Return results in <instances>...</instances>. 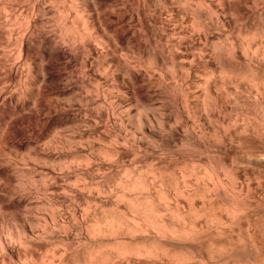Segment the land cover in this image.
Here are the masks:
<instances>
[{
    "label": "bare ground",
    "instance_id": "obj_1",
    "mask_svg": "<svg viewBox=\"0 0 264 264\" xmlns=\"http://www.w3.org/2000/svg\"><path fill=\"white\" fill-rule=\"evenodd\" d=\"M241 1L264 14V0H0V264L153 259L133 243L169 234L158 184L231 202L233 61L264 72L262 28L228 29ZM249 80L264 102V77Z\"/></svg>",
    "mask_w": 264,
    "mask_h": 264
},
{
    "label": "rangeland",
    "instance_id": "obj_2",
    "mask_svg": "<svg viewBox=\"0 0 264 264\" xmlns=\"http://www.w3.org/2000/svg\"><path fill=\"white\" fill-rule=\"evenodd\" d=\"M235 6H234L235 9L232 11L234 16L232 17L231 15L228 16V19H229L228 29L234 28V30L239 31L241 28L240 33L243 34V36L241 35L242 37H244L245 34H248L247 32L249 30L247 29H250L253 31L254 29L259 28V32L262 33V31H264V14H262V17L259 18L258 15L253 14L254 10L253 8L251 9L252 5L249 7L243 1L239 2L238 4H235ZM50 27L53 28V24L49 25V28ZM53 29L55 33L56 31L55 25ZM252 31H249V32H252ZM234 61H233V74L234 73L235 74L232 77L237 78V79L241 78V80H240L239 86H237L239 87L238 89H240V91L237 90L239 93L236 92L235 90L236 85H233L231 88L233 92L232 98L235 101H237L236 102L237 104H235V102L232 103V116L234 119H237L235 120V122L237 121L238 124H240L239 125L240 127L236 126L237 124H235L232 130L233 136H232V140L230 143V149H229V162H228L229 170L227 171L229 173L227 174L229 175L228 181L231 179L229 182V186H228L231 202L225 203L224 201L220 199H215L213 200V202L208 203L207 202L208 200L204 199L206 196V192H204L205 190H203L202 188L198 189L200 190L199 192L196 191L195 188L194 190L193 188L192 190L190 189L189 194H191L190 192H192V194L190 195L191 197L190 198L184 197L185 198L184 199L179 196H176L175 193H173L174 192L173 189L171 191V188H168V187H166L167 189L165 187L161 188L160 184H158V187L156 186V189H158V191L161 190V192L163 191L162 194L163 195L165 194L166 198H169L168 202L166 203L167 200H165V202L160 203L157 200L150 199L148 203L151 204V202H155L154 204L152 203L150 205L152 208L154 207L153 209L158 208L159 210L166 209L168 212L170 211L166 215L164 214V217H162V220L164 222L161 220L163 222L162 224L166 222L164 224L165 228L164 227L163 228L169 234L167 235L164 234V236L162 235L164 237L162 238L161 235L159 236L152 229L150 230L149 228H147L149 230L146 229L147 230L146 231L144 228L142 229L144 232L141 229L140 230L142 232L139 229H137L136 233L138 232L137 233L138 236L137 234H135L136 236H135V240L133 243L136 249L137 247H142V249L139 248V250L141 249L143 251V249L147 250V248L149 249L150 247V249H152L153 251L155 249V251H158L159 253L152 252L153 255L155 254L154 256L151 257L153 259H149V258L147 259L145 257H141L142 258L141 260L140 258L134 260L133 264H137V263L139 264H149V263L150 264H175L176 263L175 261L181 262L180 264H188L189 262H190L189 264H264V160H263L264 158H262L264 157V125L262 124L264 123V113H263L264 112V102H259V103L258 101L254 102V100L250 97L249 92L247 91L249 90L248 80L249 79L254 80L255 78L264 77V72L257 70L256 65L253 66V63L249 65V63H246L245 61H238V62L237 61L234 62ZM239 69H242V70H239ZM245 74L246 76H244ZM244 77L245 78L247 77V79H245ZM243 110L245 111V113H248V114H247V118L244 117V119L242 120L241 115L243 114L241 113L243 112ZM237 115H239V117ZM245 120H247L246 123H244ZM242 123L246 125H243ZM241 125L245 127L244 128L245 131ZM208 158L209 156L206 154L201 155V160L206 162V164L209 165V162L210 163L212 162L211 164L213 166L215 164L218 166L220 165V162H221L220 157L214 156L213 158L210 157L211 159H208ZM247 159L248 160L251 159V160L248 161ZM207 160H211V161H207ZM249 162L250 164H248ZM177 163L181 164L182 159L178 158ZM199 165L201 167L199 166L198 168L200 169L201 172H203L206 166L204 165V163H200ZM171 178L173 181H175L173 176ZM236 179L238 182L236 181ZM165 189L167 191H165ZM195 191L197 192V194H199L200 192L202 193L200 194L201 197L199 196L201 199H197L198 197ZM153 195H154V192H153ZM185 195L187 196L186 193ZM192 195L193 196L195 195L197 198L196 199L194 198L195 199L194 200L192 198L193 197ZM172 196H174L175 199L172 198ZM177 197L181 199L178 200ZM188 198L190 201L191 200L192 201L189 202ZM235 198L236 199L239 198V199L235 200ZM186 199L188 200V203L190 204L186 202ZM232 199L234 200V202ZM169 202H170V206H168ZM239 202H241V204ZM162 205L163 206L165 205V208ZM166 206L170 208H167ZM188 206H190L193 209L196 206L195 209L197 211L200 209L203 211V214L205 211H207V214L208 213L209 214L207 215L205 212L206 215L204 214V216H202L203 214L201 211V214L199 213V214H196L195 216L192 214L189 215L186 213L188 210H190V207ZM233 206L235 207V209H233L234 208ZM241 207L243 209L240 210ZM225 208L227 211L225 210ZM172 209L174 211H172ZM208 210L211 212H209ZM232 211H235V212L232 213ZM190 216L192 217V219ZM180 219H182L183 223ZM167 227L169 228V230H167L168 229ZM174 228H177V229H174ZM188 229L190 230L188 231ZM173 234H176V235H173ZM187 234L188 235L190 234L189 235L190 237H187L188 236ZM135 243L137 244V246ZM165 249L166 250L168 249V250L166 251ZM160 251L163 252L162 253L163 257H161ZM175 256L176 258L173 259ZM178 257L180 260L178 259ZM170 259L171 261H173L172 263L171 261H169ZM121 264H126V262L122 261Z\"/></svg>",
    "mask_w": 264,
    "mask_h": 264
}]
</instances>
